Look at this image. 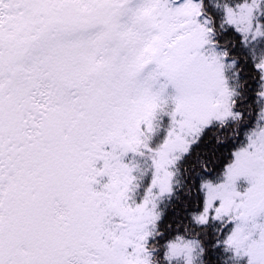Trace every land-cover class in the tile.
I'll return each mask as SVG.
<instances>
[{"label": "snow or ice", "instance_id": "1", "mask_svg": "<svg viewBox=\"0 0 264 264\" xmlns=\"http://www.w3.org/2000/svg\"><path fill=\"white\" fill-rule=\"evenodd\" d=\"M0 264H264V0H0Z\"/></svg>", "mask_w": 264, "mask_h": 264}]
</instances>
